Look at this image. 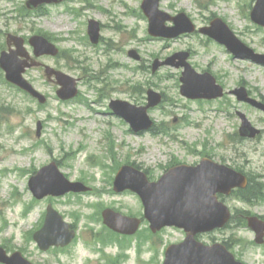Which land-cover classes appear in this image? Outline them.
Instances as JSON below:
<instances>
[{"label": "rangeland", "instance_id": "obj_1", "mask_svg": "<svg viewBox=\"0 0 264 264\" xmlns=\"http://www.w3.org/2000/svg\"><path fill=\"white\" fill-rule=\"evenodd\" d=\"M27 1L0 0V54L7 49L9 34L26 40L47 35L65 56L41 61L79 78V96L61 101L56 97L58 86L47 82L43 71L32 70L28 79L48 97L42 106L7 85L0 74L1 247L10 253L22 252L34 264H163L165 249L181 243L183 231L170 228L152 234L145 222L133 238L119 243L99 220L105 208L135 217L143 214L137 195L113 194V181L125 163L135 164L156 180L171 167L210 157L241 170L261 184L264 192V113L238 103L229 93L244 84L264 102V67L234 60L224 47L198 33L168 41L152 38L148 20L140 15L143 0H65L37 11H29ZM255 3L161 0V9L173 16L185 13L197 27L221 18L247 45L264 53V28L250 18ZM90 20L102 25L101 45H92L87 38ZM130 50L141 55L140 62L128 56ZM178 52H189L193 68L214 75L226 96L188 100L180 94L182 70L163 67L153 74L156 59L165 60ZM149 89L161 93L164 101L149 111L155 128L134 134L127 123L111 114L109 104L124 100L145 105ZM238 112L262 130L259 139L239 136ZM38 121L43 123L41 138L36 135ZM51 162H57L68 179L92 191L36 200L29 179ZM49 203L78 230L77 241L65 250L42 252L33 241L32 233L42 227ZM226 204L234 216L229 227L200 240L228 242L237 259L264 264V246L254 243L255 234L246 224V217L264 218V201L248 204L229 197Z\"/></svg>", "mask_w": 264, "mask_h": 264}, {"label": "water", "instance_id": "obj_2", "mask_svg": "<svg viewBox=\"0 0 264 264\" xmlns=\"http://www.w3.org/2000/svg\"><path fill=\"white\" fill-rule=\"evenodd\" d=\"M60 0H31L29 8H36L44 3L59 2ZM160 0H144L142 8L150 20L149 32L155 37L175 38L183 33L194 32L195 27L185 14L173 18L160 11ZM252 20L264 27V0H257L251 14ZM167 21H173L175 27H166ZM100 27L97 22H91L90 35L97 43ZM201 32L227 46L236 58L252 60L264 65V55L256 54L248 48L220 19L212 22L210 28L201 29ZM15 41L17 51L2 53L0 67L6 72L9 82L19 86L38 98L41 103L46 99L23 78L26 68L37 65L33 61H22L19 56L29 59L23 45L24 40L9 37ZM8 41V42H9ZM31 44L35 47L37 56L50 54L57 55L58 51L43 37H33ZM130 55L139 60L135 52ZM187 53H180L161 63L156 61L154 72L163 65H173L177 68L185 67L182 94L191 99H215L224 95L223 89L217 85L215 78L209 74L199 75L187 64ZM179 59V62L176 60ZM49 76L55 74L63 85L59 91L62 99L67 100L77 95L76 81L73 78L47 69ZM238 100L250 103L252 106L264 111V104L248 97L244 88L234 92ZM149 104L146 107H136L126 102L115 101L111 108L131 124L135 132L148 130L153 126L147 112L148 109L158 105L162 97L153 91L148 92ZM243 125L241 135L254 138L259 131L254 129L245 115L240 114ZM41 124L38 134L40 135ZM248 181L245 176L230 167L215 163L210 159H203L196 166L182 165L171 169L158 182L150 183L146 174L130 167H123L115 181V190L123 192L127 189L137 192L145 206V218L151 224V230L156 233L164 227H177L187 232L186 240L171 246L167 251L165 264H243L221 244L206 246L196 241L198 234L211 232L217 228H224L231 219L229 208L218 200V194L230 195L235 188H246ZM30 187L34 195L42 199L48 195L61 196L67 192H86L89 189L81 183H71L59 172L56 164L42 169L39 174L30 180ZM105 224L120 234L133 235L140 226V220L128 218L106 210L103 213ZM249 227L256 233V242L264 243V222L258 218H249ZM76 237V232L70 229L69 224L55 211L52 205L48 206L46 222L42 230L34 236L39 247L47 251L52 246L66 247ZM0 263L3 264H31L20 253L8 257L6 251L0 248Z\"/></svg>", "mask_w": 264, "mask_h": 264}, {"label": "trees", "instance_id": "obj_3", "mask_svg": "<svg viewBox=\"0 0 264 264\" xmlns=\"http://www.w3.org/2000/svg\"><path fill=\"white\" fill-rule=\"evenodd\" d=\"M261 185L251 181L249 187L244 191H238L236 194L246 202H252L254 199H262Z\"/></svg>", "mask_w": 264, "mask_h": 264}]
</instances>
